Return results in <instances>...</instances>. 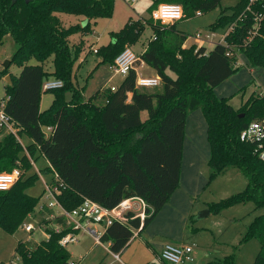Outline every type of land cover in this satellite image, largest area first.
I'll return each mask as SVG.
<instances>
[{
    "label": "trees",
    "instance_id": "trees-1",
    "mask_svg": "<svg viewBox=\"0 0 264 264\" xmlns=\"http://www.w3.org/2000/svg\"><path fill=\"white\" fill-rule=\"evenodd\" d=\"M232 1L237 2L233 14L228 16L223 11L211 29L236 23L227 37L236 51L234 55L229 56L224 45L215 46L209 53L205 47L185 48L187 35L177 31L176 25L173 29L162 27L154 30L156 37L141 56L161 79L162 90L138 89V75L132 70L116 91H103L98 97L101 104L97 105L93 97L83 100L77 90L70 102L65 99L71 87L73 66L82 52L81 47L71 46L69 38L82 31L90 32L92 20L112 17L116 0H0V45L7 36L13 38L17 50L11 65L22 68L19 77L6 86V97L10 99L5 110L20 127V135L26 133L34 142L24 148L12 135L0 140V174L11 173L18 167L24 173L10 191L0 192V228L12 235L17 233L39 203L40 198L25 193L23 182L32 169L29 156L34 158L37 149L68 185L59 197L68 210L78 207L84 198L109 209L127 198H143L152 214L141 235L180 187L187 118L201 110L208 126L210 182L231 169L240 171L247 180L243 192L208 208L221 212L239 204L254 203L255 212L261 213L255 216L242 241L245 244L256 239L260 243L254 264H264V160L259 158L254 145L240 141L241 133L252 122L264 119V96L252 95L236 110L230 98L214 94L215 88L239 72L240 55L247 58L253 70L264 69V0ZM152 2L151 12L161 4L182 6L187 20L198 12L203 15L215 10L223 0ZM61 13L83 16L88 24L84 29L65 28L57 16ZM256 15L263 17L259 32L246 45L249 32L257 24ZM143 31L141 21L131 20L113 34L114 44L103 47L98 54L104 62L114 65L116 58L128 45L133 46ZM51 58L53 76L62 80L64 87L52 91L56 93L52 105L41 112L43 83L50 77L43 65ZM32 59L39 65H31ZM5 70L10 74L9 69ZM145 112L146 121L142 119ZM45 127H53L49 139L43 133ZM23 151L26 155L21 157ZM36 177L39 178L38 174ZM133 224L139 228L137 221ZM50 232L48 241L33 245L18 243L16 252L24 264H70V253L59 245L62 234ZM132 238L129 228L115 224L102 242L111 243V250L121 253ZM235 259L234 254L217 264H235Z\"/></svg>",
    "mask_w": 264,
    "mask_h": 264
},
{
    "label": "rangeland",
    "instance_id": "rangeland-1",
    "mask_svg": "<svg viewBox=\"0 0 264 264\" xmlns=\"http://www.w3.org/2000/svg\"><path fill=\"white\" fill-rule=\"evenodd\" d=\"M237 5L236 1L223 0L221 5L215 10L205 13L201 16H196L192 19L182 20L175 24L168 25L166 28L173 29L175 26L177 31L187 35L194 36L198 33L215 34L209 40L205 38L202 41L189 38L186 43V48L202 45L208 50H213L218 45L220 38L225 34L227 27L211 29L216 23L218 17L223 11H226L228 16L233 14V9ZM153 7L152 0H116L115 8L112 17H102L97 20L90 21V32L82 31L73 34L69 38V42L73 47H81L83 50L76 63L73 66L71 75V87L65 93V99L70 102L73 97L74 90L82 93L83 100H90L93 97V102L101 104L98 97L103 91L108 90V86L119 87L123 82L124 76H113L112 62H104L101 54H96L93 50H101L110 43L114 44L113 34L120 32L132 20L135 22L141 21L144 25V31L139 40L133 46L126 48L132 49L138 56L145 53V48L155 37L154 30H162L163 23H155L151 14ZM158 8V7H157ZM62 25L65 28L81 27L85 28L88 20L83 16L61 13L58 14ZM150 26H148V24ZM93 44V46H92ZM92 48V50H91ZM17 50L11 36H7L2 45H0V103L6 99V86L8 85L7 77H10L11 82L14 78H18L22 68L13 64L9 68V73L4 69L6 61H11L14 53ZM242 61L238 60L240 65L239 72L233 76L226 84L227 98H230V104L233 108H240L252 95L264 96V70H253L246 57L240 55ZM137 64L138 76L152 78L157 73L154 69L148 66L143 60ZM31 65H39L32 59ZM144 64L143 67H141ZM44 70L49 76L54 75V63L51 58L44 65ZM169 74L176 78L169 71ZM48 76V77H49ZM113 76V78L111 77ZM51 78V77H50ZM55 78V77H52ZM112 78V80H110ZM156 79V78H155ZM161 80V79H160ZM46 81V79H45ZM231 85V86H230ZM163 84L156 88L144 89L143 91L156 92L161 91ZM218 88V87H217ZM214 94L220 98L223 94L222 90ZM55 92H42L41 106L43 110H48L52 105ZM226 98V97H225ZM196 112V111H195ZM193 112V113H195ZM191 113L190 116L193 114ZM200 115V116H199ZM201 110H198L194 117L196 124L201 129L204 127V121ZM200 117V122L197 120ZM148 115L143 113L142 119L146 121ZM22 145L24 148L33 146L34 142L26 133L21 135ZM30 152V151H29ZM31 153V152H30ZM26 154L23 151L21 157ZM34 161H36L37 169L44 173V178L49 181L52 176L48 171L49 165L41 153L36 149L34 153ZM202 163H200L201 165ZM202 174L206 177V182L203 188L194 195L191 200L192 212L186 215L183 210L171 212L176 206H168L164 212L155 218L154 223L142 233L140 237L134 238L129 246L122 252V260L126 264H161L158 250L166 244L174 245H191L193 248L192 261L185 264H217L224 259L235 254V264H254L259 252L260 243L256 239L243 243V238L248 227L253 222L256 215L261 212H255V204L248 202L237 206L227 208L221 212H213L208 207L226 200L238 193L243 192L247 186V180L237 169H231L229 172L220 176L213 181L209 180V171L207 165L198 166ZM36 169L32 168L24 177L23 182L26 184L25 193L32 198H40L43 194L44 184L41 178H34ZM33 179L29 182V179ZM194 182L197 181L194 179ZM195 186H191L193 188ZM189 188V189H190ZM184 189V187H183ZM187 189V188H185ZM184 189V190H185ZM195 192V191H194ZM191 192V193H194ZM187 194V192H185ZM189 195V194H188ZM187 195V199H188ZM185 199V195L183 197ZM188 202V201H187ZM180 206H185V201L179 202ZM182 208V207H181ZM210 210L211 214L202 219H197L199 215ZM191 208L189 209V211ZM152 223V222H151ZM21 228V227H20ZM17 233L10 234L0 228V263L9 264L17 256V247L20 241L31 242L33 244L40 243L45 240V236L41 233L35 234L33 237L28 235L21 229ZM66 250L71 255L70 263L74 264H118L113 257L108 254L103 247H94L93 241L87 234L81 236L78 243L69 244Z\"/></svg>",
    "mask_w": 264,
    "mask_h": 264
},
{
    "label": "built area",
    "instance_id": "built-area-1",
    "mask_svg": "<svg viewBox=\"0 0 264 264\" xmlns=\"http://www.w3.org/2000/svg\"><path fill=\"white\" fill-rule=\"evenodd\" d=\"M257 1L258 0H251V3ZM201 15L200 12L197 13V16ZM256 17L257 24L249 32L246 45L251 43L258 35L260 28L259 23L262 21L263 17L259 15H256ZM151 18L155 23H163V28L166 29L168 25L184 20L185 14L183 7L180 5L161 4L157 10L151 14ZM235 24L228 27L225 34L218 42V45H224L229 49V56L234 55L236 52L233 46L229 45L227 42V37L234 31ZM214 36V33H198L188 37V39L193 38L202 41L205 38L209 40ZM201 47L203 46L198 45L197 48L200 49ZM93 52L97 54L98 50H93ZM141 61V57L132 49L126 48L116 58L114 65L111 67L113 76L122 75L127 77L132 70H137V64L142 63ZM143 66L144 64L141 67ZM160 84V78L155 79L138 76L136 80V85L139 89L156 88ZM63 87L64 83L62 80L48 78L43 83L42 91L50 92L62 89ZM110 89L113 92L116 91V87H111ZM9 99V97H6V99H3L0 103V140H2L4 136L12 135L22 145L20 127L5 110ZM43 133L46 139L51 138L53 127L43 128ZM240 141L242 143L254 145L257 155L261 160H264V119L252 122L250 126L241 133ZM44 159L49 165L50 175L52 176L49 181L44 178V173L37 169L34 158L29 156L32 168L36 169V174H38L39 178L43 181L44 190L35 211L28 216L20 229L23 230L28 237H33L37 233L43 234V236H45V240L43 241H48L51 238L50 231L56 234H62L59 245L64 249H66L69 244L78 243L81 236L87 234L94 240L96 246L104 247L115 261L119 264H124L121 261L120 253H114L111 250V243L102 242V238L107 233L108 229L115 224H120L129 228L133 235L132 239L140 237L146 220L152 214L150 205L141 197H132L122 200L117 206L109 209L91 199L84 198L83 202L78 207L68 210L62 205L59 199L63 191L68 188V185L61 179L53 165L45 157ZM23 175L24 173L20 167L14 169L11 173L0 174V192L10 191ZM136 221L139 223V228H136L133 224V222ZM22 242L25 243L26 241ZM192 254L193 248L191 245L166 244L159 254V259L161 264H185L193 260ZM9 264H24L22 256L17 254Z\"/></svg>",
    "mask_w": 264,
    "mask_h": 264
},
{
    "label": "crops",
    "instance_id": "crops-1",
    "mask_svg": "<svg viewBox=\"0 0 264 264\" xmlns=\"http://www.w3.org/2000/svg\"><path fill=\"white\" fill-rule=\"evenodd\" d=\"M57 16L59 17V15H57ZM202 45H204V44H202ZM92 46H93V44H92ZM203 47H205L207 49V53H209L211 51V50H208V48L206 46H203ZM185 48H186V44H185ZM146 49H147V47L145 48V50ZM91 50H92V48H91ZM242 58L243 57L240 56L241 61H242ZM136 72L138 75V69L136 70ZM50 77L52 78L54 76H50ZM111 77L113 78V76H111ZM112 78L110 80H112ZM125 78L126 77H124L123 81L125 80ZM152 78H159V77L156 74ZM231 80L233 81L234 78H231ZM232 81L230 82V80H227L223 84H221L218 88H216V92L218 90H222L223 91L222 95H225V96H222L220 98L230 97V96H227L229 94H227L226 84L228 82L231 84ZM112 87H115V86H112ZM108 88L110 89L111 87L108 86ZM116 88H118V87H116ZM144 89H150V88H142L141 90H144ZM102 103H103V101H102ZM238 109H236V110H238ZM41 112H44L42 106H41ZM196 112L193 113L191 116H189L187 118V122H186V134H185L184 147H183V160H182V167H181L180 187L173 193L170 202L159 212V214L156 216V218H158V216L161 215L162 212H164L165 208H167L168 206L172 207V204H173V206H176V207L174 209H172L171 212L173 211L175 213V212H177V210L180 209V210L185 211L184 213L186 215H190V213L192 212V209H193L191 207V203H192L191 198L199 192V189L203 188V186L207 180L205 175L202 174L200 170L198 171V169H199L198 166L207 165V163L210 159L211 151H210V144L208 141V126H207V122L205 120L204 115H201L203 118V121H204V127H202L201 129L199 128V126L196 124V118H195L196 116L194 117V114H196ZM199 116H197V120L200 122ZM200 163H202V164L200 165ZM194 179L197 181L196 183L194 182ZM191 186H195V187L190 188ZM183 187H184V189L185 188H187V189L184 190ZM185 192H187V194H185ZM191 192H194V193H191ZM184 195H185V199H183ZM187 195H188V199H187ZM183 200L185 201L184 207L179 205V202L183 201ZM190 208H191V210L189 211ZM154 221L143 232H145L147 229H149V227L154 223ZM90 239L93 241V248L98 247L94 244V240L92 238H90ZM100 247H102V246H100ZM163 247H164V245L160 249L162 250ZM161 250H158L156 253H158V255H159ZM105 251H106V249H105ZM123 253L122 252L120 253V258H121L122 262H123V260H122V254ZM115 262H117V261H115ZM124 264H126V263H124Z\"/></svg>",
    "mask_w": 264,
    "mask_h": 264
},
{
    "label": "water",
    "instance_id": "water-1",
    "mask_svg": "<svg viewBox=\"0 0 264 264\" xmlns=\"http://www.w3.org/2000/svg\"><path fill=\"white\" fill-rule=\"evenodd\" d=\"M10 66H11V61L8 60V61H6L5 65H4V69H9ZM7 81H8L9 85L12 84L10 77H7ZM206 214L210 215L211 211L208 209V210L202 212L197 219L204 218L206 216Z\"/></svg>",
    "mask_w": 264,
    "mask_h": 264
}]
</instances>
